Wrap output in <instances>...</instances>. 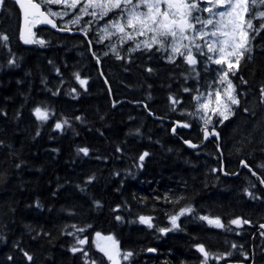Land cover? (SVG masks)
I'll use <instances>...</instances> for the list:
<instances>
[{"label":"trees","instance_id":"16d2710c","mask_svg":"<svg viewBox=\"0 0 264 264\" xmlns=\"http://www.w3.org/2000/svg\"><path fill=\"white\" fill-rule=\"evenodd\" d=\"M17 29L8 1L0 12V35L8 37L0 41V264H84L70 251L72 225L85 228L79 237H87L83 247L95 264H110L91 242L95 231L114 235L120 253H133L121 264H202L196 245L213 256L231 253L218 261L264 264V32L231 75L240 104L218 127L219 139L192 150L183 140L201 144L200 126L180 111L190 113L193 97L216 78L213 66L201 60L193 68L182 56L170 63L155 47L132 53L120 46L117 59L91 32L45 29L36 39L44 45L24 44ZM38 106L52 113L46 122L33 114ZM65 119L70 124L55 129ZM175 120L190 128L172 133ZM189 206L194 211L180 217L179 229L161 234L171 228L169 217ZM140 216L152 217L153 227ZM236 218L249 223L232 225Z\"/></svg>","mask_w":264,"mask_h":264},{"label":"snow or ice","instance_id":"6c2138e0","mask_svg":"<svg viewBox=\"0 0 264 264\" xmlns=\"http://www.w3.org/2000/svg\"><path fill=\"white\" fill-rule=\"evenodd\" d=\"M17 5L21 7L24 6V0H14ZM207 3L208 6L201 7L202 3ZM6 0H0V6H3ZM28 9L26 10V16L31 14L33 18L42 17V21L50 24L53 28H57V25L51 20L46 18L44 11H41L42 5L40 3H33L32 0H27ZM81 0H46L47 5H65L70 8L75 9ZM264 7V0H86L84 6L80 9L81 15L76 16L74 20L71 21L72 24H79L83 16H91L92 19L88 21L91 25L98 20H103L109 13L118 10L120 16L115 21H109L101 29L105 35H101L99 42L103 43L106 36L111 37L117 33L121 34V43L125 40L135 39V35L147 36L150 34V40H145L142 43H137L135 48L130 49V51H136L143 47L146 50H152L154 46H157V50L168 51L166 47L169 38L170 43V54L167 55L168 61L175 62L177 56H182L187 65L195 67L198 63L197 55L206 57L209 62L215 63L217 65H227V69L223 71L217 84L223 85L227 84V87L223 89L224 97L226 101L222 99L220 90L215 92L216 107L211 108L210 111L213 115L220 117L219 123L223 124L224 121L228 120L230 116L233 115L232 106H238L240 100L236 95V86L228 78L229 75H235L239 71L241 60L245 58L246 54H250L253 51L252 41L255 40L257 36L264 32V22L259 23V26H255L254 21H264V10H260ZM92 11H89V9ZM142 8H146L147 11H141ZM203 13H208V17L204 18ZM49 15L53 16H63L68 15L67 11L56 13L49 11ZM110 29H115V32L110 31ZM126 29H131L132 32L129 33ZM60 31H71V29L65 27L59 29ZM84 34L87 36L88 29H82ZM23 37V32L21 34ZM8 40L7 35H0V41L6 44ZM187 41V43H184ZM25 43H38L44 45V40H24ZM91 45V42H89ZM205 48L207 49L205 51ZM111 51L116 53V46L112 45ZM185 52L187 54H185ZM107 54V53H105ZM219 54V55H217ZM95 55V54H93ZM117 59H122V57L117 53ZM234 58V59H233ZM98 59V58H97ZM51 63V62H50ZM16 64L15 59H9L8 65L14 66ZM149 72L152 69H148ZM59 74V69H57ZM75 79L83 87L86 85L87 81L80 77L79 73L74 74ZM243 83H247L241 78ZM72 93L76 90L72 89ZM185 92L190 91L188 88L184 89ZM261 100L264 101V87L261 88ZM56 93H54L55 95ZM208 96H212V92L208 93ZM203 97V94L193 97L194 100L199 102ZM173 105L180 103V101L175 100L173 97L169 98ZM201 109L204 111L201 112ZM209 102L206 101L203 104L198 103V108L196 113L193 115H198L205 125L204 137L207 139L210 135H215L219 139V134L213 130L209 132L207 126L212 123V115H208ZM247 111V109H245ZM33 114L37 120L41 122H46L52 113L47 109H42L41 107H36L33 110ZM19 115V114H18ZM76 120H82L81 117L77 116ZM70 122L65 119L62 122H57L55 124V129L63 130L64 126L69 125ZM177 126L189 127L188 124L180 125L177 122ZM172 131L175 133L176 127H173ZM39 135V132H37ZM191 147H197L191 144L190 141H185ZM119 150V149H118ZM78 152L83 153L85 156L89 154L87 148H80ZM149 155L148 152H144L140 155L139 161L140 166H143V161L145 157ZM243 167H248L245 161H241ZM19 167V165H17ZM264 168V165H260ZM223 171V169H220ZM217 171V169H213ZM249 171H252L249 169ZM228 173L225 172V175ZM252 175L256 176L257 173L252 171ZM95 177H89L87 183H91ZM259 179V177H258ZM260 183L264 184V179H260ZM83 190V189H81ZM249 197H253V193L248 189L244 190ZM254 198V197H253ZM167 199V197H166ZM177 199V203L179 202ZM97 207H99V202H96ZM39 207V204L37 203ZM117 205V209H119ZM194 209L189 206L180 210L176 215L169 217L171 223V228H161L159 231L161 234H165L169 231L179 229L180 225L178 220L180 216L185 214H191ZM122 218L116 216V220L120 221ZM152 217L140 216L139 221L142 224H146L149 228L153 227ZM201 220H206L210 225H215L217 228L225 227L219 218L215 220L209 219L207 216L200 217ZM232 225L241 226L242 224H248L249 221L241 220L236 218L230 222ZM74 230L67 232V235L76 238L75 244L70 248L73 254L81 253L83 257L84 264H95L94 261L89 259V254L84 250V245L88 242L87 237L80 238L79 233H83L85 228L77 227L76 225L71 226ZM264 228V225L260 226ZM99 235V233H97ZM264 235V233H262ZM108 239H112L109 237ZM197 250L201 252L205 259L202 264H207L209 253L205 250L203 245H196ZM233 248L236 247L235 244L232 245ZM104 255L111 261V264H120L121 258L124 261H128L130 257L133 256L131 251L120 253L118 247L113 246L112 248L101 249ZM148 251L153 252L155 249H148ZM25 257L31 261L33 258L27 252L24 253ZM231 253H223L215 257L216 260H221ZM11 259V257H9Z\"/></svg>","mask_w":264,"mask_h":264},{"label":"rangeland","instance_id":"374dc122","mask_svg":"<svg viewBox=\"0 0 264 264\" xmlns=\"http://www.w3.org/2000/svg\"><path fill=\"white\" fill-rule=\"evenodd\" d=\"M45 2H46V0H45ZM85 2H86V0H81V3L78 4L75 9L70 8L68 6H65V5H50L51 6L50 10H51V12L61 13V12L65 11V7H66L67 8L66 10L69 11L68 13H72V14L75 13V14H77L79 16V15H81L80 9L84 6ZM188 2H192V0H188ZM206 6H208L206 2L201 4L202 8L206 7ZM260 10H264V7H262ZM89 11H92V9L90 8ZM141 11H145L146 12L147 9L146 8H142ZM202 15H203L204 18H207L209 14L208 13H203ZM119 16H120V12L118 10H116L114 12L109 13L108 16H106L103 20H99L98 22L93 23L92 25L86 26L87 29L91 30L92 32H93V30L91 28L92 27L93 28L97 27V29L95 28V33L97 34V44L100 45V48H102L103 53L107 52V51H111L112 45L116 46V50L117 51L119 50V47L122 46V47L126 48L127 52H129L130 49L135 48L137 43H142L145 40H150V34L147 35V36H140V35H135V33H133V35L135 36V39H133V40H125L124 43H121V34L117 33V34H115V35H113L111 37H107L106 36L104 42L100 43L99 42L100 36L101 35H105L103 32H101V29L104 27L105 24H108L109 21L117 20ZM58 17L60 19H62V20L64 18V16L62 18L60 16H58ZM66 26H64V27H66ZM110 31L115 32V29H110ZM126 31L129 32V33L132 32L131 29H126ZM170 43H171V39L169 38V41L166 44V47H168V51L165 54L166 57H167L168 54H170ZM184 43H187V41H184ZM141 48H143V47H141ZM206 50L207 49L205 48V51ZM185 54H187V53L185 52ZM217 55H219V54H217ZM196 58H197V60L200 58L201 60L206 61V63L208 65L214 64V65L217 66V68H218V73H217V76H216V78H217L216 80L217 81L219 80V78H220L221 74L223 73V71H225L227 69V65L226 64L225 65H217L215 63L209 62L206 57H202V56H199V55H197ZM228 78L229 79L231 78L230 75H229ZM230 80L232 81V79H230ZM232 83L234 84L233 81H232ZM211 86H214V87L210 88V90L202 91L203 97H202V99L199 102H197L196 100L194 101V104H192L193 106L191 108L190 113H187L186 111H180L186 117H188V114L192 113V116L190 117V119L189 118L188 119L191 120V118L193 117L196 120V122L198 121L202 125L203 128L205 126L204 123H203V120H201L198 115H193L197 111L198 103L199 104H203L206 101L209 102L208 115H212V123H210V124H213V121L218 120V122H219V120L221 119L220 117H218L216 115H213L212 112L210 111L211 108L216 107L215 92L217 90H220L221 95H222V99H224L225 102H227L226 98L224 97V94H223V89L227 87V84L225 83L223 85H220V84H217L216 81L213 80V84ZM209 92H212V96L211 97L208 96ZM234 107H235V105L232 106V111L234 110ZM203 111L204 110L201 109V112H203ZM109 237H111L112 239L111 240L108 239ZM93 240H94L93 242H95L97 244V247L100 250L101 249H105V248H112L113 246L118 247V243H117V241H115L116 239L110 234H108V235L107 234L96 235V236L93 237ZM118 249H119V247H118ZM109 262L111 263V261H109Z\"/></svg>","mask_w":264,"mask_h":264},{"label":"water","instance_id":"95a60500","mask_svg":"<svg viewBox=\"0 0 264 264\" xmlns=\"http://www.w3.org/2000/svg\"><path fill=\"white\" fill-rule=\"evenodd\" d=\"M29 15H31V14H29ZM48 19H50V18H48ZM27 24H28V22H27V19H26V17H24V19H23V21H22V26H20L21 27V34H22V32H23V37H24V39H23V41L25 40V39H27V36L29 35V32H28V29H27ZM178 122V121H177ZM177 122L175 123V125L173 126V127H177ZM180 125H181V123H180ZM173 129V128H172ZM171 129V130H172ZM213 130V129H212ZM211 130V131H212ZM215 131L217 132V133H219L218 132V130H216L215 129ZM209 137H216L215 135H210ZM187 141H189V140H187ZM191 142V141H190ZM185 143V142H184ZM191 144H194V145H196L197 147H199L200 145L198 144V143H192L191 142ZM185 145L188 147V148H190V149H195V148H197V147H191L189 144H187V143H185ZM222 264H247L246 262H226V263H222ZM248 264H254V262L253 261H251L250 263H248Z\"/></svg>","mask_w":264,"mask_h":264},{"label":"bare ground","instance_id":"6f19581e","mask_svg":"<svg viewBox=\"0 0 264 264\" xmlns=\"http://www.w3.org/2000/svg\"><path fill=\"white\" fill-rule=\"evenodd\" d=\"M67 27V26H66ZM63 28H65V27H63ZM68 28V27H67ZM71 31H73V30H71ZM71 31H64V32H71ZM47 40V39H46ZM104 57V56H103ZM172 133H174L173 131H172ZM245 157V156H244Z\"/></svg>","mask_w":264,"mask_h":264},{"label":"flooded vegetation","instance_id":"af4514ba","mask_svg":"<svg viewBox=\"0 0 264 264\" xmlns=\"http://www.w3.org/2000/svg\"><path fill=\"white\" fill-rule=\"evenodd\" d=\"M16 9H17V7H16ZM19 10V9H18ZM69 29H71V30H74V28H71V27H68ZM65 33H70V32H65Z\"/></svg>","mask_w":264,"mask_h":264}]
</instances>
